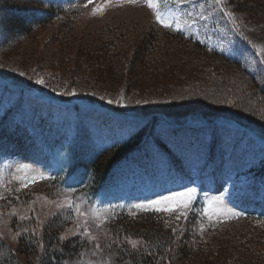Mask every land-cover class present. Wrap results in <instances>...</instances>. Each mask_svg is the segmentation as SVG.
Wrapping results in <instances>:
<instances>
[{"label": "rangeland", "instance_id": "rangeland-1", "mask_svg": "<svg viewBox=\"0 0 264 264\" xmlns=\"http://www.w3.org/2000/svg\"><path fill=\"white\" fill-rule=\"evenodd\" d=\"M13 1L21 10L24 1ZM43 1L46 7L51 4L68 7L20 40L14 12L3 10L0 0V23L11 30L7 34L0 31V75L35 91L28 93L0 83V151L12 158L5 164L0 163V239L9 242L16 251L23 235L41 236L42 226L48 219L70 211L72 221L64 226L59 238L79 243L76 264H84L86 259L102 262L98 260L100 253L107 241L113 239L112 227L122 216V197L102 196L97 205L87 208L77 197L78 181L68 178L60 186L44 181L56 174L58 164L42 141V134H54L62 147H75L81 140L89 148L96 141L109 144L122 139L129 127L140 123L91 105L69 107L68 121L57 115L54 107L45 104L43 98L39 99L40 95L37 101L43 105L31 114L17 115L12 109L23 98L27 99V95L34 98L38 93L88 98L133 112L161 111L176 119L187 112L197 114L198 108H202L210 110L206 113L210 117L232 115L264 136V105L261 104L264 95L260 100L255 99L258 91L264 92V74L256 78L247 72L248 67L253 75H259L264 66L237 33L238 30L245 34L259 51L264 48V0H223L222 5L217 0H164L165 18L178 22L185 36L200 39L194 43L178 35L176 27L166 28L158 23L146 0ZM226 12L232 13L235 24ZM65 29L72 30L67 38H60ZM14 40L17 44L7 51L5 46ZM204 47H217L245 62L247 67L233 64L236 62L225 60ZM262 57L264 60V54ZM39 79L44 83H37ZM132 87L137 88L135 93L131 92ZM86 90L90 94H81ZM191 106L195 108L184 111ZM7 110L10 112L5 116ZM81 123L89 125L91 132L79 127ZM157 131L168 138L169 144L161 141L167 150L182 147L183 140H176L180 132L177 126H158ZM88 133L92 136L87 142ZM199 134L210 138L212 132ZM191 141L192 134H188L186 142ZM204 142L200 139V151L203 147L204 153L210 151V159L217 167L212 166L215 170L200 184L207 192L195 190L186 208L176 207L170 212L174 216L162 222L175 238L182 235L179 231L182 226L191 234L207 238L245 242L251 235L264 237V220L244 217L248 210L264 212V180L258 179L255 173L256 167L264 163L263 144L253 140L246 147L235 145L229 137ZM227 147L233 153L223 164V151ZM120 170L124 172L112 181V188L124 184L126 194L130 195L139 186L141 176L134 174L140 169L124 163ZM42 179L44 182L38 184ZM189 189L195 188L186 187V191ZM176 193L184 192L160 190L152 200L142 202L145 207L141 208H151L150 201ZM216 197H221L223 204L210 203ZM200 203H205L204 207L195 206ZM225 207L242 215L233 217L216 211ZM125 213L129 220L140 219L139 212L127 210ZM124 238L129 239L132 247L144 243L134 237ZM19 255L24 264L37 263L27 255Z\"/></svg>", "mask_w": 264, "mask_h": 264}, {"label": "trees", "instance_id": "trees-1", "mask_svg": "<svg viewBox=\"0 0 264 264\" xmlns=\"http://www.w3.org/2000/svg\"><path fill=\"white\" fill-rule=\"evenodd\" d=\"M2 1L3 10L14 12L13 16L16 17L14 21L18 25L20 40L24 35H30L38 25L49 21L39 18L33 10L36 3L39 2L38 0H23L21 10L14 6L16 3L13 0ZM71 30L62 31L60 38H67ZM0 31L3 34L11 32L3 22L0 23ZM17 42L14 40L7 44L6 50L13 48L12 46ZM57 51L59 53V50ZM136 89V87H132L131 92L133 93ZM83 93L90 94L87 90L81 92V94ZM263 95V91H258L255 94L256 101L262 99ZM261 104L264 105V102ZM130 107L133 106L130 104ZM129 112L146 117L151 116L150 113L161 111ZM149 119L151 122H155L153 117ZM147 126L150 130L151 123H148ZM136 138L139 136L131 137L125 142L126 144L106 151V154L99 157L90 167L92 170L90 182L96 183V180L103 177L116 160H119L127 152L136 150L138 148L136 146L138 143L134 144ZM172 171L174 170L172 169ZM61 180L62 176L55 182L59 183ZM49 191L53 190L49 188ZM139 218L129 220L126 217H120L117 222L115 221L116 224L112 227L114 237L107 241L100 256H104L111 264H264V237L259 235L258 237L251 235L246 238L245 242L234 238L228 240L213 238L214 236L207 238L194 232L191 234L186 226H182L179 230L182 235L175 238V234L171 233L167 225L162 222L164 219L154 218L151 213L143 214ZM70 222L67 215L61 212L56 214L44 223L43 230L40 232L41 236L32 233L23 235L25 237L19 241L18 247L15 248L16 251H13L14 247L9 242L0 239V264H24L19 255L21 253L24 256L27 255L33 263L37 262L36 264H76L77 256L75 254L79 243L77 241H61L59 238L64 226ZM189 226H191L190 223ZM125 236L134 237L144 243L132 247L128 243L129 239L124 238ZM43 242H45L44 245H42ZM91 260L93 259H86L83 262Z\"/></svg>", "mask_w": 264, "mask_h": 264}, {"label": "snow or ice", "instance_id": "snow-or-ice-1", "mask_svg": "<svg viewBox=\"0 0 264 264\" xmlns=\"http://www.w3.org/2000/svg\"><path fill=\"white\" fill-rule=\"evenodd\" d=\"M93 0H89V3H92ZM132 2H135V0H132ZM218 4L223 3V0H217ZM147 7L152 9L156 21L160 24H162L166 28H173L176 27L177 30H179L178 22L174 21L173 19H166V13L163 10L164 8H167V3L165 2L162 6L161 0H146ZM102 9H97V11H100ZM229 19L233 21V24H235V18L233 17L231 12L225 13ZM255 47V46H254ZM260 52L264 54V48H260ZM39 84H43L44 81L42 79H39L36 81ZM112 101H109L111 103ZM43 178V177H42ZM195 192V189H189L187 192L184 193H176L173 194V196L169 197H162L160 200L156 201H150L148 207L153 208L156 211H174L176 207H184L186 208L188 204L191 201V194ZM210 203H218L223 204V200L221 197H216L214 200ZM137 207H145L144 205H137ZM216 211H219L226 215H231L233 217H239L242 215V213H237L231 208H219L216 209ZM135 245V242H133Z\"/></svg>", "mask_w": 264, "mask_h": 264}, {"label": "water", "instance_id": "water-1", "mask_svg": "<svg viewBox=\"0 0 264 264\" xmlns=\"http://www.w3.org/2000/svg\"><path fill=\"white\" fill-rule=\"evenodd\" d=\"M193 106H191V107H188V108H186L184 111H191V110H193L194 108H192ZM187 109H190V110H187ZM199 110H198V112L197 113H202V114H208V113H210V110L208 109V110H204V109H202V108H198ZM170 113H172V112H170ZM187 113H190V112H187ZM186 113V114H187ZM213 113V112H212ZM226 113H230V114H233L232 112H226ZM235 115V114H234Z\"/></svg>", "mask_w": 264, "mask_h": 264}]
</instances>
